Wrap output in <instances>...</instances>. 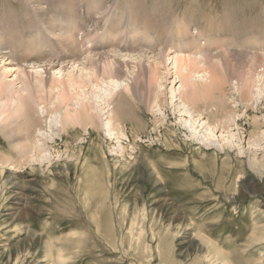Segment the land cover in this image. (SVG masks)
<instances>
[{
	"label": "rangeland",
	"instance_id": "obj_1",
	"mask_svg": "<svg viewBox=\"0 0 264 264\" xmlns=\"http://www.w3.org/2000/svg\"><path fill=\"white\" fill-rule=\"evenodd\" d=\"M87 1L103 19L116 14L126 21L130 5L140 15L163 19L170 38L160 46L153 38L146 40L155 46L152 53L174 46L171 41L182 45L180 36L171 33L187 20L204 37L228 38L224 45L231 43L230 50L214 43L202 57L239 54L238 49L250 52L243 42L253 38L258 22L264 23V0H0V27L34 38L15 55L7 50L0 56L24 68L59 62L50 44L53 40L58 45V36L66 31L62 15L72 7L85 12ZM52 17L61 27L48 32L45 22ZM77 17L83 26L85 18L80 13ZM36 23L44 33L35 31ZM242 24L253 26L237 40L228 30ZM88 30L99 42L102 31ZM34 40L41 46H30ZM49 47L53 53L40 54L41 60L21 61L20 53L31 56L30 51ZM112 47L94 53L116 50ZM142 49L146 52L138 46ZM168 68L156 89L162 93L159 108L140 105L143 133L128 127L123 129L126 137L109 135L107 109L93 113L97 118L94 127H87L90 136L80 127L74 136L49 129L48 118L40 116L42 136L35 139L45 156L32 151L35 156L28 161L0 134V155L8 159L0 163V264H264V96L261 111L254 107L246 114L236 90L226 85L230 98L221 106L236 111L238 127L232 126L230 134L216 130L214 137H207L204 124L194 123L193 114H178L177 98L170 96L178 80ZM14 76L7 71L3 81ZM21 85L17 80L13 87ZM43 91L47 98L49 90ZM219 105L211 101L208 111L215 112ZM13 122L14 117L4 123L0 118V126Z\"/></svg>",
	"mask_w": 264,
	"mask_h": 264
},
{
	"label": "bare ground",
	"instance_id": "obj_2",
	"mask_svg": "<svg viewBox=\"0 0 264 264\" xmlns=\"http://www.w3.org/2000/svg\"><path fill=\"white\" fill-rule=\"evenodd\" d=\"M84 4V21L88 23L93 18L91 27L102 28V41L105 39L103 43L87 46L77 43L78 33L85 26L80 27V25L72 24L69 21H72L71 16L75 14V9L72 7L69 11L68 9L65 11L67 12L64 16L67 18L64 27L66 31L58 36L61 38L57 41L64 51L66 49V55L61 56H65L64 58L68 60L56 62L59 58L56 52L55 64H49L46 61L43 64L32 63L33 65L24 68L5 59L2 55L0 56V63L5 66L0 67V118L4 123L14 117L13 123L0 126V134L8 146L18 148L19 158H25L26 161L33 159L35 154L33 155L32 151L36 153L37 157L45 156L43 150L38 146V140L35 139V137L42 136L39 127L40 120L43 118H48L49 129L57 128L64 134L74 136L79 133L77 127H80L90 136L92 132H89L87 127H94L97 118L93 113L95 111L103 113L107 109L106 118L108 121L106 125L109 127L107 131L109 135L117 136L116 139H119V136L126 137L123 129L128 127L134 133H143L146 124L143 112H138L142 111L140 105L145 104L146 109L159 108V104L162 102L160 98L162 93H157L156 89L160 88L165 76L170 72L168 66L171 67L172 74L178 80V87L174 89V84L170 94L172 100L177 98L178 114L180 117L183 113L189 116L193 114L194 123L202 122L204 124L203 128L208 132L207 137H214L216 130H221V135L226 132L230 134L232 126L238 127L236 111L221 106L226 103V98H230L229 93H226L225 90L226 85L230 84L236 90L237 101L243 105L246 114L254 107L256 111H261L259 104L263 101L264 96L263 21L258 22V31L251 36L253 38L243 42L250 52L238 49L236 52L239 54L227 52L213 57H204V55L202 57V51L206 50L207 52L214 43L220 49L225 46L229 49L231 43L224 45L225 42H228L226 40L228 38L216 41L214 36L204 37L203 35L206 34L202 33V30L197 31V28H191L187 20L183 22L182 26L178 25L172 33L177 37L180 36V43H183L182 48L173 42L174 46L152 53V46L141 42L146 37H150L149 34H145L143 37L140 36V32H153L155 41L160 46V43L166 41L163 39V19L161 20L155 15L152 17L150 14L140 15L137 13L138 9L130 5L127 12L129 18L126 21L116 17L108 18L106 20L108 24L100 26L101 20L95 17L96 10H92L93 3L87 1ZM69 5L71 6V4ZM46 21V30L50 32L61 27V22L55 18H49ZM122 24L125 27L121 29ZM251 26L253 25L242 24L241 28L230 29L228 32H232V36L238 40L240 39L238 36L244 35ZM34 27L29 25L28 29L33 30ZM40 30L38 27L35 29V31ZM123 30L126 34L122 36L123 38L120 40L112 38L123 33ZM168 33L170 35V32ZM30 34H23L15 28L9 29L6 33L4 28L0 27V38L3 39V43L0 44V52L8 53L7 50H10L15 55L26 49L23 45L34 39L27 37ZM6 41H9L11 46L5 44ZM105 42L108 43L107 46L111 44L110 47L113 46L116 50L108 49L105 52L101 50L102 53H94L96 51L93 50L96 48L107 47ZM123 42L125 43L123 44ZM52 44L55 45L53 40ZM34 45L41 46L37 40H34L30 46ZM142 45L144 47H141ZM237 45L240 46L242 43L237 42ZM84 46L86 47L85 51L82 50ZM138 46L145 48L146 52L144 49L138 51ZM245 50L247 49L245 48ZM251 50L255 52L252 53ZM44 53L45 49L30 51L31 56L20 53L21 61L25 60L26 64L37 62L42 58L39 57L40 54ZM80 55L82 56L79 57ZM2 69H6V72ZM7 71L14 73L15 76L14 80L5 83L3 80L6 78ZM47 77L50 80L46 85ZM17 80L22 83L19 89L13 87ZM44 89L49 90L47 98L42 95ZM213 100L220 103V107L215 112H209V105ZM254 104L257 106H253ZM10 105L13 106L12 109ZM70 107L74 109L70 110ZM134 108L137 113H133ZM221 108L224 113L219 112ZM62 112L63 115H61ZM114 131H116L115 134ZM253 135L252 132L250 136L253 137ZM31 140L35 143L33 144ZM7 162L8 159L1 154L0 163Z\"/></svg>",
	"mask_w": 264,
	"mask_h": 264
}]
</instances>
